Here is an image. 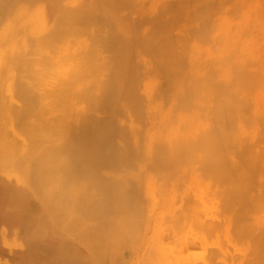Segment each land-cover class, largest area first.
<instances>
[{
  "label": "rangeland",
  "instance_id": "obj_1",
  "mask_svg": "<svg viewBox=\"0 0 264 264\" xmlns=\"http://www.w3.org/2000/svg\"><path fill=\"white\" fill-rule=\"evenodd\" d=\"M4 1L0 0V5ZM42 3L36 7L47 6V3ZM21 4L22 0H16L11 9L0 12V54L5 60L11 54L8 66L11 71L0 82V114L4 115L0 116V124L4 125H0L1 130L3 127L0 142L4 134L6 139H18L21 143L39 142L40 139L49 145L59 139L56 137L61 132L45 134L43 123L50 117L45 111L56 110L54 106L58 102H54L58 100L43 98L40 94L41 89H48L54 79L59 78L58 72L54 70L55 65L51 67L55 72L50 67L49 71L37 67L39 70L34 73L37 75L39 72L40 77H32L31 66H17L15 61L18 56L24 57L27 51L30 53L26 57L31 60L53 54L56 61L65 51L61 50L63 45L62 49L69 46L70 49L75 48V52L80 51L78 45L82 47L86 40L90 42L92 33L89 29L81 31L85 29L75 25L74 29L61 36L62 42L59 40L54 47L49 44L45 54L44 47L30 50V45L25 44L30 42L27 40L43 33L35 34L39 28L38 21L34 20L37 15L34 14L33 19L31 15L28 21L24 17L17 18L15 13ZM33 6L35 4L31 10ZM126 6L124 10L115 8L116 20L114 16L109 18L111 21L106 19L109 22L102 20V24L99 21L90 30H100H97L98 37L104 35L106 41L103 37L105 43L100 44L102 47V44L110 43L111 34L118 30L115 25L119 18L132 29L130 33L121 30L125 34L122 37L127 40V34H130V39L136 37V41H141H137L133 53V63H136L140 74L141 89L138 87L136 96L139 106L134 107V103L129 101L130 109L123 110L116 123L128 131L133 128L134 135L129 139L114 138L120 149L132 145L139 154L132 161L113 164L101 161L0 162V264H245L252 257L250 254L255 246L252 238L264 229V0H131ZM179 6L183 8H180L181 17L176 11ZM159 15L172 23L168 31H160L152 41L150 34L160 29L157 19L154 21ZM43 16H38L39 22L46 19L48 23L52 22L49 26L54 27L52 15L45 12ZM5 30L12 31L14 37L3 43L1 33ZM148 36L152 37H149L151 41L145 40ZM167 37L174 41L171 56L170 45L165 42ZM147 43L150 44V52L146 50ZM101 47L97 51L100 52L99 57L106 55L105 60L106 57L109 59L110 48H106L107 52ZM152 48L156 50L155 57ZM159 51H165L161 54L163 57L168 55V59L182 58V83L173 81V86L167 79L168 69H164L165 73L158 69L160 61L154 59L156 54L160 56ZM2 56L0 64L5 61ZM60 64L67 65L62 60ZM192 67L205 74V89L200 80L201 84H193L192 81H198L201 75L196 72L198 76L195 70L191 73L198 78L193 75L195 80L191 83L189 78L185 79L184 75L187 77ZM106 74L104 72L103 76L107 79L110 72ZM101 76H98L100 81H104ZM33 81L36 83L32 84ZM28 82L37 90L38 98L32 100L20 94L19 88ZM195 85L199 86L196 93ZM181 92L185 95L189 92L187 96L191 93L193 98L187 99ZM71 99L60 101L58 107H64L66 103V106L73 107L76 103L82 105L76 98ZM228 99L234 103L238 119L232 122L233 129L228 130V140L231 141L225 161H205L204 168L196 155L189 153L179 154L176 161L168 158L170 161L154 162L152 151L155 146L164 145L165 139L169 143L181 138L189 141L192 139L190 133L195 134L196 129L198 135L204 128L208 132L216 124L214 108L218 104L225 105ZM14 107L25 110L29 107L31 110L28 109L27 117L17 115L16 118ZM41 117H44L43 123ZM197 123L200 127H195ZM24 126L35 130L30 128L26 132L28 127ZM40 126L44 127V132ZM44 136L50 137V142ZM207 153L205 146V158ZM180 157L187 159L178 161ZM205 215L206 218H216L218 222H214L217 224L220 222L217 231L205 229ZM238 215L243 216L245 226L251 229H246L248 232L243 230L242 235L243 231L237 232ZM262 234L257 235L261 237ZM217 247L223 253L222 258L216 251ZM208 249L218 254L209 255Z\"/></svg>",
  "mask_w": 264,
  "mask_h": 264
},
{
  "label": "bare ground",
  "instance_id": "obj_2",
  "mask_svg": "<svg viewBox=\"0 0 264 264\" xmlns=\"http://www.w3.org/2000/svg\"><path fill=\"white\" fill-rule=\"evenodd\" d=\"M130 1L129 0H85V1L80 0L77 2L76 0H71V1H69V0L68 1L67 0L66 1H64V0H22V4H21L22 6L18 7V11L16 10L17 12L15 13V15L17 14V18L19 16L26 18L25 19L26 21L29 20L31 15H32L31 19L34 18V14L37 15L36 19H34V20L38 21V22H36V21L35 22L38 23L39 28H36L35 34L37 33V34L41 35L43 33L39 37L37 34H36L37 37H34V38L30 37L31 40L28 39L27 41H30L28 43L25 41L26 42L25 44L30 45V50H31V48L33 50H36L35 48L41 49L44 47L42 49L43 53H44V50L46 49V51H47L48 47L50 48V46L52 47L53 45L58 44V41L60 39L63 41L62 35L65 34L67 31H71L72 29H74L75 25H81L83 27V29H85V30L81 29V31H86V29H89L90 33H92V35H91L92 37L90 38L91 39L90 42H88L89 40L85 41L86 45L82 46V44H81L82 47H80L78 45L79 49L80 48H81V50L83 49L82 52H80L81 50L80 51L76 50V52H75L73 50L75 48L70 49L69 46H66L65 48H67L68 50L70 49L69 51H72L69 53V51L68 50L66 51L65 48L62 49V47L65 46V45H63L61 47V50L62 51L65 50V51L63 52L64 54L61 52V55L62 56L64 55V57L66 56V58L63 57V59H61L62 56L57 55L59 57H57L56 61L54 58L56 55L54 56L53 54H52V56L50 54L49 55L47 54L46 56L48 57V59L46 56H44L46 58L41 56V58H38L36 60L35 59L31 60L30 58H28L29 56L26 57V55L28 53H30L29 51L26 52L27 54H25L24 57L18 56V60L15 61V64L17 66L18 65H23V66H27V67L31 66V68H33V69H31L33 72L30 70V74L33 73L32 77H35V76L40 77L39 72H38L39 75L38 74L36 75L34 73V72L37 73V71L39 70L37 67H39V68L41 67L42 68L41 70H43V71L44 70L49 71V69L51 67H53L54 65L56 66V64H57L56 67L54 66V70L56 71V73L57 72L59 73V74L57 73V76L59 78L56 77L57 80H55V79H54V81L52 80L53 84L48 89L47 88L41 89L42 93L40 94V96H43V98L52 97L55 100L57 99L58 101L54 100L55 101L54 104L56 102H58L55 105L57 107H58V104L59 105L61 104L60 101H66L65 99H67V98H70V99L76 98L78 101L81 102L82 105L79 106L80 103L75 102L77 105L74 107H73V105L66 106L67 103L63 102V104L66 103V105L64 104L65 105L64 107L59 106L60 108L59 107L57 108L54 106V108H56V110H54V109L50 110L48 108L49 110H47V112L45 111V113H48L47 115H49L50 117H48L47 119L45 118V120H46L45 123H43L45 121L44 117L43 118L41 117L43 119V121H41V122L43 123V125L45 127L44 128V127L40 126L41 130H42V128H44L46 130V131L44 130L46 132L45 134H47V133L48 134L49 133L50 134H53V133L58 134V132H61V135L60 134L58 135L60 137H58L55 134V136H57L56 138H59V139H57V141L53 140L54 142L52 141L49 145L43 144L42 143L43 141H40V139H39V142H34V143L28 142V144H26V143H24L25 141H22L23 143H21V142L17 141L18 139H16V138H15L16 141L14 139H10V138L8 139V137L6 139L4 137V134H3L2 135L3 139H1L2 142H0V162H2V161H4V162L9 161L10 162L11 161V163H12V161H81L84 163L87 161H89V162L90 161H94V162L101 161L105 164H113V163L119 162V161H127V162L130 160L132 161L133 158L137 157V155L139 153L136 154L137 151L135 152L134 150H136V149H132V145L131 146L129 145V147L126 146L123 149H120L119 148L120 145L118 146V144L117 145L115 144L114 138L116 136V138L121 137L124 139H129V138L133 137V135H134L132 133V131L134 132L133 128L130 129V131H128L127 129L121 128L120 126L118 127L116 125V123H117L118 118H121L120 116L122 115V111L124 110L123 112H125L128 108L130 109V107L128 106L129 101L134 103L133 104L134 107H137V105H138L137 100H136L137 99L136 96H137V91H138V87L140 84V74H139L138 67H137L136 63H133L134 62L133 61V57H134L133 53L135 52V50H134V48L136 47L135 45H137L141 41L137 40L138 41V43H137V41L135 40L136 37L135 38L133 37L134 40L130 39V37H128L130 34L129 35L127 34V40H126V38H124V36L122 37V35H125V34H122L123 32L121 33V30L125 29L128 33H130V31H132V29L129 25H126L125 22L123 24L122 20L118 18L116 25H115V27L117 26L118 30H116V32H114L115 34L114 33L111 34L112 40H110V43H108L109 45L107 43H106L107 46L102 44L103 48H104V46H106V48L107 47L110 48L109 51H111V56L109 57V59H108V57H106L107 59L105 60L106 55L101 58V57H99L100 52L99 53L97 52V51L101 50V49H99V47H101L100 44L105 43V41H106L105 37H104V35H103L104 39H103V37L101 38V36L98 37L97 34H98V31H100L98 29H91L90 30V28L93 27V25L95 26L96 23L99 24V21L100 22L102 20L106 21V19L111 21V19H109V18H113L116 15V14L114 15L115 8L124 10L125 7H127L126 5H129ZM15 2H16V0H5L0 5V12H4L8 9H11L12 4H14ZM42 2L47 3V6H44V7L40 6L42 8H37L36 6L39 3L43 4ZM33 4H35V6H33L34 9L31 10ZM180 8L183 10V8L179 6L178 9L176 10L177 16L178 15L180 16V14H181ZM45 12H49L52 15V17L54 19V27L52 25V28H51L49 25L52 22L48 23L46 21V19L42 20L41 23L39 22L41 19H37L39 17H41V18L45 17V16H43V13H45ZM118 12H120V11H118ZM195 14L196 13L192 14V17ZM15 15H14V17H15ZM119 15H120V13H119ZM156 19H157V22L160 26V29L156 30L155 33L153 32L156 35H153V33H152V35L150 34V36H152L153 38L148 36V38L146 37L147 39H145V40L149 39V41H151V40L153 41V39L155 40V36L157 37V35L159 33L164 32V31H168V29H169L168 27H170L169 25H170L171 21L163 20L160 15L155 17L154 21ZM115 20H116V16H115ZM103 21H102V24H103ZM164 21L166 22V24L164 23ZM23 22H24V20H23ZM106 22H109V21H106ZM110 23H112V22H110ZM15 24H16V22H15ZM98 24H97V26H99ZM100 25H101V23H100ZM16 30H18V29H16ZM93 30H95L94 33L96 35L92 32ZM125 30H124V32H125ZM12 31H13V29H12ZM11 32L8 30H5L4 32L1 33L3 43L5 40H7V38H13L14 37V35L12 34V33H14V31L12 33ZM99 35H100V33H99ZM136 36H139V35H136ZM149 37L152 39L150 40ZM100 38H101V40L103 39L105 41L103 42V40H102V42H100ZM10 40H12V39H10ZM61 40H60V42H62ZM149 41H148V43H149ZM165 42H166V45L168 43L170 45L168 50L171 49L169 51V54L171 56L173 54L172 48L174 47L173 46L174 41L171 38L167 37ZM0 43H2V42H0ZM148 43H147L148 47L146 48V50H149V52H150L151 48L149 47L150 44H148ZM5 44H7V43H5ZM49 44H50V46H49ZM145 44H146V41H144V46H143V42L141 44L143 46V49L145 48ZM169 45H167V46H169ZM97 46H98V48H96ZM2 47H3V45H2ZM106 48H104V50ZM37 50H39V49H37ZM42 50H41V53H42ZM152 50L154 52L151 51V53L153 52L152 55L154 56V53H156L155 52L156 50H154L153 48H152ZM8 51H10V48ZM46 51H45V53H46ZM73 51H74V53H73ZM14 52H15V49H14ZM77 52H80V54H78ZM107 52H108V50H107ZM174 52H175V50H174ZM159 53H160V51H159ZM161 53L159 54L160 56H158L156 54L158 59H157V57H156V59H154L156 61H158V60L160 61V63H157L158 69H162L163 71H164V69L165 70L168 69V72L164 71V73L165 72L168 73L167 79L170 83H173V81L177 82V83L178 82L182 83L183 79H184L182 77V70H183L182 58L180 56L179 57L177 56V57H173V59H171V58L168 59L169 57H168V55H167L168 53H167L166 55L168 58L164 55L167 58L166 59L165 57L162 56L163 53L162 54ZM10 57H11V54H9V58L7 56L8 59L5 60L4 57L2 56V58L5 61L3 60L4 62L0 64V82L4 81V79L6 77H8L7 74L11 71V68L8 67L9 63L11 62ZM59 58H60V60L58 61ZM61 60L66 61L67 65L66 66L61 65L60 64ZM35 65H36V67H35ZM58 65L60 68L58 67ZM192 68L193 69L190 70V73L188 72L189 77L188 76L186 77V74L184 75L185 79L189 78L188 82H190V83L192 80H195L194 78H198V76L201 74V73H199L201 71H199V70H198V72L196 71L197 68H195V67H192ZM28 69H30V68H28ZM46 69H48V70H46ZM106 69H107V71H106ZM108 69H110L111 71H109ZM41 70H40V72H41ZM54 70L52 69V72ZM108 71L110 72V74ZM172 71H173V73H172ZM193 71L195 73L197 72L199 75L197 73L196 74L198 76L195 73H191ZM104 72H105V74L107 73L106 75L109 74L107 79L104 78V76H103ZM45 73L48 74V72H45ZM100 73H102L103 75L101 76ZM202 74L199 76L198 81H196L197 79L195 81H192L193 84H194V82L197 83V82L202 81V83H203L202 86L203 85L205 86V74H203V75ZM193 75H196V76L194 77ZM98 76H101V79L104 78V81L101 80L102 81L101 82L100 78ZM190 76L192 77V79H190L191 78ZM97 77L99 78V80H97L98 79ZM33 83H36V82L33 81L32 84ZM32 84H30L29 82H28V84H22V86L19 88V92L21 95L25 96L26 98L33 100V98H36L38 96V93H37L36 89H33L34 86ZM200 84H201V82H200ZM174 85L175 84L173 83V86ZM195 86H197V85H195ZM192 87L194 88V86H192ZM193 88H192V90L194 91V89H195V93H196V91L198 90L197 88H199V86H197L194 89ZM200 89H202V88H200ZM204 89H205V87H204ZM181 93H183V92H181ZM185 93H186V95L183 93V96L184 95L187 96V94L189 92H185ZM190 94L186 97L187 99H188V97H189V99L193 98L192 95H194V94L191 95L192 97H190ZM229 100L230 99L225 101V105L218 104V106H216L214 108L213 113L216 117V121H215L216 124L214 123L215 125L212 128H209L208 132H205V128H204L202 130V132L199 133V135H198L197 134L198 132H196L197 131V129H196L195 134L190 133V136L192 137V139H190L189 141L185 138H181V139H178L176 142L169 143L165 139V141L163 143L164 145L155 146V150L153 149L154 151H152V149H148L149 152L152 151L154 154V156H152L154 159V162L155 161H159V162L160 161H164V162L170 161V159L168 160V158H171V161H176L177 156L179 154L180 155L182 154V156H184L185 154H189V153H194L196 155V158L198 159V161H201L204 168H205V161H213L214 160V161H221V163L223 161H225V155H227V149H229L228 146H230L228 143L231 141V139L228 140V138H230V136H228L229 135L228 130L233 129V127L231 126V125H233L232 122H234L238 119L236 112L234 111V107H235L234 103L231 100L230 101ZM49 101L50 100H48V102ZM68 101L69 100H67V102ZM71 102H73V101H71ZM183 103H184V101H183ZM46 105H49V104H46ZM224 106H226V109L228 108L229 110L224 111V110H226L224 108ZM29 107H28V109L31 108V107L30 108ZM28 109L25 110L24 108L21 109L20 107H14V110H15L14 112L16 113V118H17V115L18 116L21 115L25 118V115L28 113ZM10 110H12V109H10ZM30 110H29V112H30ZM99 112H102L103 114L99 115L98 114ZM0 113H1V110H0ZM12 113H13V111H12ZM143 113H144V111H143ZM10 114H11V112H10ZM1 115H3V113L0 114V116ZM12 115H14V114H12ZM27 115H26V117H27ZM3 118H5V117H3ZM20 119H21V117H20ZM199 124H201V122ZM199 124L197 123L195 127H197V125L199 126ZM0 125L4 127L3 124H0ZM33 125H35V124H33ZM36 125H37V122H36ZM130 125L132 126V123H130ZM190 125H189V127H190ZM29 126H30V124H29ZM29 126H24V127H28L25 129L26 132H27V129H30V128H31V131H32V129L35 130L32 127L29 128ZM64 126L68 129V130H66V128H65L66 132L64 129H61V128H64ZM3 127H2V130L0 129V131H1L0 135L3 133ZM5 130H4V133H6ZM36 130L38 131L40 129H36ZM37 131L34 133H37ZM44 131L42 130L41 132H44ZM67 131H68V133H67ZM28 132H29V130H28ZM63 132H64V134H63ZM32 133L30 135H33ZM39 135H41V134H39ZM41 136H43V135H41ZM53 136L54 135H51L50 137H53ZM55 136L53 138H55ZM195 136L196 137L198 136V137L195 138ZM45 138L47 139V137H45ZM47 140H45L44 142L48 143ZM143 140H145V139H143ZM32 141H34V139ZM35 141H37V140H35ZM148 141H150V139ZM152 142H153V140H152ZM158 142H160V141H158ZM139 143H140V141H139ZM165 145L170 146L169 150H168V148L165 147ZM134 146H136V144ZM205 146H206V149L208 150V153H207L208 156L206 158H205ZM137 150H138V148H137ZM170 151H171L170 154H172V156H169ZM143 152L144 151L142 150V153ZM146 154L147 153H145V155ZM145 155L143 157H145ZM186 159H187L186 157H183V158L180 157V158H178V161H184ZM4 162H3V164H4ZM9 162H7V163H9ZM19 163L21 164V162H19ZM17 165H18V163H17ZM160 166H162V164ZM206 217L207 216L205 215V220L203 222L205 229L207 228L210 230H216L217 231L218 230L217 228H218L220 222L217 224L216 222H218V221L213 216H212L213 217L212 219H215V220L210 219L209 216H208V218H206ZM237 217L238 218L236 220H238L237 221L238 225H236V226L239 229V230H237V232L241 233L243 230L245 232L246 231L248 232V230H251V229H248L249 227L245 226L246 223L244 224V222H243V216L238 215ZM214 221H216V222H214ZM237 222H236V224H237ZM246 229H248V230H246ZM244 231H243V233H241V235L244 234ZM239 233H237V234L240 235ZM257 234H262V236L260 235L262 238L259 237ZM257 234H255L256 236L254 235V237H253L256 240L252 238V240L255 241V243L253 242L255 244V246L253 244L254 247H252V249L253 248L254 249L251 251L252 254H250L252 257L245 264H262V263L264 264V229L262 228V232H259ZM256 237L257 238L259 237L260 239L257 240ZM256 241L259 243H256ZM214 247H216V246H214ZM216 251L220 254V256L222 258L223 253L221 252V249L217 247ZM216 251L215 250L209 251V249H208L209 255L218 254ZM205 252H207V249L205 250ZM211 252H214V253H211ZM209 258H212V256L211 257L209 256ZM76 263H78V262H76ZM226 264H227V262H226Z\"/></svg>",
  "mask_w": 264,
  "mask_h": 264
}]
</instances>
